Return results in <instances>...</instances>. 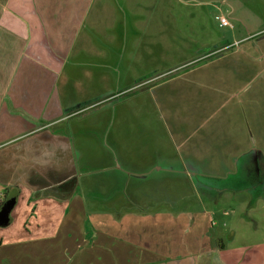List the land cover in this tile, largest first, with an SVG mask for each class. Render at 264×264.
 I'll use <instances>...</instances> for the list:
<instances>
[{"label": "crops", "instance_id": "obj_1", "mask_svg": "<svg viewBox=\"0 0 264 264\" xmlns=\"http://www.w3.org/2000/svg\"><path fill=\"white\" fill-rule=\"evenodd\" d=\"M253 3L0 0V188L15 194L5 225L16 207L22 220L15 238H0V264H264L256 231L232 228L223 238L211 220L203 238L195 235L200 248L186 250L187 239L144 224L193 213L167 207L190 196L178 194L184 186L169 193L183 183L171 168L202 176L263 151L249 131L258 114L238 94L264 64L243 51L220 65L239 50L216 45L191 61L176 58L185 22L212 19L204 7L219 25L224 14L263 21ZM250 34L263 39L264 26ZM91 198L96 211L85 207ZM79 199L94 232L85 224L74 239Z\"/></svg>", "mask_w": 264, "mask_h": 264}, {"label": "rangeland", "instance_id": "obj_2", "mask_svg": "<svg viewBox=\"0 0 264 264\" xmlns=\"http://www.w3.org/2000/svg\"><path fill=\"white\" fill-rule=\"evenodd\" d=\"M251 7L264 14V5L259 0H255ZM190 9L185 8V11L188 12ZM203 13L206 16L210 15L212 19L207 23L204 20V23L201 24L194 21L185 22L186 30L189 33L176 58H183L182 61L187 62L201 56L199 50L202 48H213L216 45L220 48L218 51L224 50L225 53L235 49L239 50L238 53L219 60L220 65L226 66L232 63L243 51L250 52L254 60L264 64V38L258 39L259 36L250 34L264 26V16H262L263 21L246 23L224 14L233 25V28H230L222 24L219 25L218 20L214 18L215 10L211 6L204 7ZM206 71L209 73L210 70L207 69ZM257 73L252 70L248 73V76L243 77L246 86L238 95L243 99L245 97L250 99V102L247 99L245 101V104L248 102L245 110H248L247 113L258 114L259 119H256V123L250 122L251 128L249 131L253 138L258 139L257 142L262 146L263 151L250 152L241 159V165L238 166L222 167L217 165L213 168L206 167V170L215 171V173L205 172L202 176L194 175L190 168L185 169L181 164L175 169L171 168V172L176 171L179 175L181 172L180 177L183 183L178 184L177 188L170 190L169 193L177 194V191L184 186L185 192H179L178 194L186 193L190 196L186 201L174 202L170 199L167 207L182 212L188 208L193 213L170 216V218L165 216V218H169L168 221L155 219L144 223L145 225L155 224L157 228L155 234L167 236L166 234L171 232L176 233L179 238L187 239L186 250L200 248L199 244L196 243L195 235L198 234L199 238H203L211 220L216 222L215 228L217 231L215 233L221 234L223 238L232 228L237 234H243L244 236H247L251 231H256L261 236L264 235V87L262 86L264 85V71ZM98 108L99 106L90 109L86 112V115L98 110ZM244 160L249 162V166L242 165ZM253 194L257 196L251 198ZM196 195H199V199L202 198V200H195ZM100 202L102 203V200ZM82 203V199L75 201L73 217H70L73 230H78L73 232L74 239H80L81 235L83 236L84 232H79V230L84 231L85 224L88 226V233L94 232L93 230L89 232L90 222H87V218L90 216L80 206ZM84 203L88 211H96L95 208L99 206L97 198H91L89 202L85 201ZM16 209H14L15 213ZM15 213L10 221V226H0V238L16 237L14 234L18 232L11 231V229L21 225L22 220H19L20 216H15ZM195 218L196 222H193ZM140 223L142 224L143 221H140ZM164 226H166V229L169 227V230H162ZM184 229H187L186 234L181 233ZM96 233L101 239L102 231L97 230ZM151 233L153 232L151 231Z\"/></svg>", "mask_w": 264, "mask_h": 264}, {"label": "water", "instance_id": "obj_3", "mask_svg": "<svg viewBox=\"0 0 264 264\" xmlns=\"http://www.w3.org/2000/svg\"><path fill=\"white\" fill-rule=\"evenodd\" d=\"M15 200L14 191L6 195L4 201L0 205V225H5L8 222V214Z\"/></svg>", "mask_w": 264, "mask_h": 264}, {"label": "built area", "instance_id": "obj_4", "mask_svg": "<svg viewBox=\"0 0 264 264\" xmlns=\"http://www.w3.org/2000/svg\"><path fill=\"white\" fill-rule=\"evenodd\" d=\"M219 22L222 25L232 26V24L229 22V20L223 15L219 16ZM5 197H6L5 191L3 190V188H0V205L4 201Z\"/></svg>", "mask_w": 264, "mask_h": 264}]
</instances>
